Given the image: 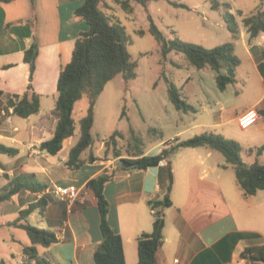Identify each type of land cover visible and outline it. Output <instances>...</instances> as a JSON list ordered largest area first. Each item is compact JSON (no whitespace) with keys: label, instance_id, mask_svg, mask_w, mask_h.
<instances>
[{"label":"crops","instance_id":"obj_1","mask_svg":"<svg viewBox=\"0 0 264 264\" xmlns=\"http://www.w3.org/2000/svg\"><path fill=\"white\" fill-rule=\"evenodd\" d=\"M167 1L179 3L178 0ZM204 1L211 4L210 0ZM220 1L231 3V12L239 23V34L236 38L232 35L230 41L241 60L236 71L235 91L227 93L226 89L211 103L203 101L201 114L193 106L200 116L190 128L236 140L244 148L245 163L264 165V155L256 154V149L264 146V33L252 39L243 24L247 16L243 9L236 8L232 0ZM84 2L0 0V144L19 150L14 157L0 155L3 164L0 192L7 191L11 181L21 174H33L38 183L47 186L41 193L22 190L4 202L17 200L18 206L0 209V216L12 209L20 216L30 203L44 195L51 196L43 217L39 211L31 214H39V228L55 232L59 239L48 248L38 246L40 257L52 264H96L95 252L103 239L101 217L96 197L87 184L109 170L113 178L106 184L104 194L110 204V226L122 236L126 264H141L137 239L153 231L151 203L163 201L167 194L168 161L147 169H123L97 160L79 170H70L66 164L71 148L79 140H73L75 136L64 142V148L56 156L40 150V145L53 137L58 123L55 108L60 73L71 62L77 39L89 30L86 21L76 16V10ZM103 6L112 10L106 0ZM219 9L223 14V9ZM223 26L225 28L226 23ZM34 43L39 45V54L30 81V66L24 58ZM30 84L40 96L41 108L39 113L22 118L13 113V101L16 96H22ZM251 109L258 110L259 118L243 127L240 117ZM164 147L159 146L157 153L145 151L144 154L157 155ZM192 149L186 155L178 151L171 161L172 206L164 208L165 240L157 263L247 264L240 257L241 252L264 244V190L245 197L234 167L227 165L226 159H220L215 153L218 151ZM70 185L79 189L82 201L68 204L54 195L56 186ZM21 264L34 262L23 256Z\"/></svg>","mask_w":264,"mask_h":264},{"label":"trees","instance_id":"obj_2","mask_svg":"<svg viewBox=\"0 0 264 264\" xmlns=\"http://www.w3.org/2000/svg\"><path fill=\"white\" fill-rule=\"evenodd\" d=\"M4 1L10 2L12 0ZM151 1L157 0H115V3L132 12V2L141 4L148 10V4ZM260 1L262 7L243 19V24L252 39L264 33V0ZM168 2L177 8H187L182 3ZM210 2L212 8L223 9L222 16L227 29L233 38H236L239 34V23L237 16L231 12V5L222 3L220 0H210ZM104 3L105 0H85L84 4L76 10V16L86 21L89 30L82 33L77 39L72 60L60 73L59 96L55 108L58 123L53 137L40 145V150L51 156L59 154L64 148V142L76 136L77 123L74 118L76 104L84 97H88L87 115L80 121L81 135L77 143L71 148L66 164L70 170H79L84 165L99 160L92 155L86 159L83 154L93 144L91 130L95 121V106L106 85L118 75H122L126 82L137 77L138 65L128 50L132 40L126 29L114 22L113 18L101 9ZM238 15L241 16L242 14L239 13ZM148 18L150 21L149 31L160 44L164 61L168 60V56L172 52H176L184 54L190 66L197 69L211 68L218 73L216 79L221 91H225L227 86L236 82V71L241 60L235 54L233 42H227L214 48H205L178 38L167 39L156 26L152 17L148 15ZM38 54V43H34L25 52V62L30 66V81L33 79ZM169 94L172 103L178 110L196 113V109L181 98L173 83L169 85ZM40 108V96L34 92L31 84L22 96H16L13 101V113L22 118H28L39 113ZM117 135L118 133L115 132L110 141H115ZM200 147L216 150L225 157L226 164L234 167L238 184L243 189L245 197L253 196L264 190V165L258 162L252 165L245 163L242 158L244 152L242 145L236 140L227 139L214 132H205L187 140L176 139L175 144H168L157 155H145L143 150L135 152V159L123 160L122 162L133 164L132 169H147L156 167L162 161L167 160L170 181L164 200L151 203L152 208H158L157 212L154 213L153 231L143 233L137 239L138 257L141 264H158V252L164 245V208L172 206L170 193L174 182L171 157L183 148ZM18 153V149L0 144V154L14 157ZM256 154L258 156L264 155V146L257 148ZM117 156L120 154L117 153ZM123 163L121 168L126 169ZM2 167L3 164L0 163V168ZM112 178L113 175L109 170H104L87 184V187L92 190L96 197L101 217L100 229L103 239L95 252L96 264H126L123 239L110 226V204L104 194L105 186ZM46 189V185L36 181L35 175L21 174L11 181L7 191L0 193V204L11 200L22 190L41 193ZM51 200V196L44 195L37 202L30 203L27 209L20 212L18 219L11 223V225L27 232L31 245L23 248V255L33 261L34 264H52L40 257L38 246L48 248L59 242L55 232L35 227L28 222L29 216L35 211H39L43 217ZM240 257L247 264H264V244L245 248ZM0 264L6 263L1 260Z\"/></svg>","mask_w":264,"mask_h":264},{"label":"rangeland","instance_id":"obj_3","mask_svg":"<svg viewBox=\"0 0 264 264\" xmlns=\"http://www.w3.org/2000/svg\"><path fill=\"white\" fill-rule=\"evenodd\" d=\"M106 1L112 10H106L103 5L101 9L114 22L123 26L132 40L128 50L137 62V77L126 82L122 75H118L106 85L95 106V121L91 130L93 144L83 157L89 159L92 155L110 167H121L123 160L132 159L139 150L157 153L155 150L159 146L175 144L173 138L180 136L179 139L187 140L202 134V130L190 128L198 115L180 111L172 103L169 94L171 83L177 87L181 98L200 114L203 101L211 103L221 93L216 79L218 73L211 68L197 69L190 66L185 55L176 52H172L168 60L164 61L161 46L149 31L148 15L167 39L178 38L205 48L230 42L232 34L223 26L222 10L211 8V4L204 0H178L187 8L174 7L167 0L151 1L148 10L134 3L132 12L123 9L114 0ZM232 1L236 8L243 9L247 15L262 7L260 0ZM228 91H235V85L227 86ZM88 108V97L76 104L75 141L80 135V120L87 115ZM115 132L118 133L116 140L110 141ZM177 133L181 134L177 136ZM206 148L198 149L205 151ZM192 151V148H183L180 153L186 155ZM215 153L220 159H225L220 152ZM0 155L7 157L5 154ZM230 173H233L232 170ZM17 206L15 200L0 205V209ZM18 217L19 212L14 209L0 216V261L6 264H21L23 247L31 245L27 232L10 224ZM40 219L39 214L31 215L29 223L39 227Z\"/></svg>","mask_w":264,"mask_h":264},{"label":"built area","instance_id":"obj_4","mask_svg":"<svg viewBox=\"0 0 264 264\" xmlns=\"http://www.w3.org/2000/svg\"><path fill=\"white\" fill-rule=\"evenodd\" d=\"M259 118V112L257 109H251L244 113L240 117V124L244 126L250 125L256 119ZM175 140V139H174ZM54 191V195L60 199L62 202L73 204L77 201H82L80 198V191L76 186H56ZM154 213L157 212V208H152Z\"/></svg>","mask_w":264,"mask_h":264},{"label":"water","instance_id":"obj_5","mask_svg":"<svg viewBox=\"0 0 264 264\" xmlns=\"http://www.w3.org/2000/svg\"><path fill=\"white\" fill-rule=\"evenodd\" d=\"M125 165L126 168H132L134 165L131 163H123Z\"/></svg>","mask_w":264,"mask_h":264}]
</instances>
